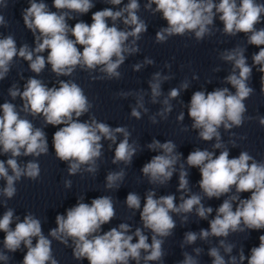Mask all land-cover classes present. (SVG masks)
Listing matches in <instances>:
<instances>
[{"label": "clouds", "instance_id": "1", "mask_svg": "<svg viewBox=\"0 0 264 264\" xmlns=\"http://www.w3.org/2000/svg\"><path fill=\"white\" fill-rule=\"evenodd\" d=\"M103 2L119 6L123 0ZM28 3L22 16L25 27L35 38V47L30 48L27 44L17 47L14 35H0V81L7 77L17 57L27 61L29 70L36 76L46 65H50L52 73L57 77L71 76L79 68L88 72L92 80L120 79L118 69L128 56L140 51L138 41L148 30L147 23L138 15L141 7L139 0H128L118 10L107 7L95 11L91 24L79 21L74 26L68 24V20L75 18L72 13L81 16L87 14L95 6L93 0H53L52 8L56 11L50 10L43 0H28ZM0 5L6 6L5 0H0ZM144 8L153 15L160 13L161 18L167 22L166 27H161L155 33L157 44L167 42L172 36L188 34H194L197 42L202 41L206 36L214 35L213 29L218 17L223 24V35L234 37L243 33L247 44L259 48L252 55V65L248 64L245 49L240 46L220 53V59L233 66L232 72L225 77V83L235 89L234 93L223 87L210 92L195 91L191 95L187 111L193 121L191 127L198 130L200 139H215L214 149H223L216 155L214 151L196 148L186 158L189 168L199 169L201 178L198 186L203 195L191 193L188 171L185 164L180 163L183 154L176 151L177 145L172 140L161 143L154 139L147 147L153 152L159 150L160 154L145 163L141 172L150 184L163 186L172 179L179 163L177 191L181 196L177 204L175 195L157 198L155 190H149L141 210V197L135 192L127 194L125 204L128 209L139 211L143 229L152 233L151 243L139 227L129 234L131 226L127 223H120L118 227L102 232V226L116 216L113 198L99 196L89 204L83 202L81 197L75 206L66 210V216H56L57 226L49 231L52 239L44 235L40 219L31 212L22 220L15 217L13 228L14 210L7 208L0 217V232L5 234L0 261L4 264L10 260L7 253L17 252L22 245L27 249L22 264H59L52 252V240L65 246H69L71 240L74 259L87 260L88 264L160 262L165 256L164 241L177 226L172 214L181 215L182 224L188 219L186 214L193 210L200 219L208 220L213 208L205 207L203 198L220 199L222 196L227 198L215 210L216 215L209 220V228L201 229L199 233L185 232L181 247L192 245L198 239L207 241L209 237L223 238L219 240L218 247H210L208 250L211 264H245V261L247 264H264V235L259 236V246L252 247L247 256L242 248L238 256L231 255L235 245L226 242L227 237L233 233L264 230V161H257L247 151H241L237 157L230 158L229 151L221 142L220 133L221 127L230 131L244 123L247 112L245 100L254 92L248 83L252 78L253 66H257L256 70L262 74L261 92L264 93V27H256L264 23V3L257 0H147ZM118 20L122 21L124 29L116 25ZM6 23L5 16L0 13V25ZM44 52H47L46 57ZM153 63L149 58L143 61V64ZM143 64H135L134 70L139 71ZM165 67L171 65L165 64ZM97 71L103 75H92ZM168 79L169 76H163L160 72L153 74L149 81L152 103L158 102L163 94L161 85ZM58 85L48 87L41 79L30 76L23 90L15 84L8 89L12 100L19 97L22 101L19 110L16 104L9 101L0 104V155L8 156L6 160L0 159V179L5 181V186L0 188V196L6 198L5 207L7 200L16 195V183L21 178L32 181L40 178V165L35 158L49 152L46 132L36 127L27 116L33 119L42 117L45 126L57 127L52 136V147L55 157L67 163L70 176L81 173L82 168L90 174L97 172V161L102 156V139L116 145L113 164L130 165L137 153L139 146L129 142L131 133L126 127L113 128L99 122L94 115L81 121L80 118L93 107L82 87L73 80H59ZM187 88L186 81L179 89L172 88L163 99L164 107L157 115L167 119V114L172 111L170 100L180 95V89ZM120 95L128 96L132 93ZM143 101L144 94L141 92L137 94V104L131 110L132 117L141 118L139 109L147 112ZM21 112L25 114L23 117ZM150 119L152 123H157L155 116ZM177 119L183 121L184 113L181 112ZM259 124L264 126V117L259 118ZM118 134L124 138L117 144ZM21 156L34 159L21 165L17 159ZM124 177L123 169L109 172L105 187L118 189ZM71 185V180L64 181L66 188ZM245 192L250 193V196L241 198L240 194ZM221 248L227 254V260L221 254ZM193 251L195 256L184 252V259L179 264H199L196 257L202 249L195 248Z\"/></svg>", "mask_w": 264, "mask_h": 264}]
</instances>
